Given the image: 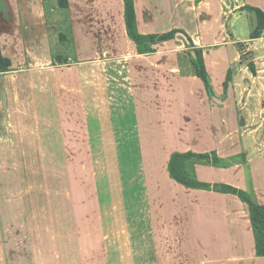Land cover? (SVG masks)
I'll list each match as a JSON object with an SVG mask.
<instances>
[{
    "label": "rangeland",
    "instance_id": "374dc122",
    "mask_svg": "<svg viewBox=\"0 0 264 264\" xmlns=\"http://www.w3.org/2000/svg\"><path fill=\"white\" fill-rule=\"evenodd\" d=\"M77 1L84 9L77 38L63 8L64 49L49 80L34 85L21 106L30 124H10L0 110V186L8 187L0 193L17 202L40 192L42 206L30 219L47 246L59 227L62 234L82 228L75 216H93L112 243L124 245L127 264H151L153 243L165 246L160 232L181 222L167 221L181 205L167 193L174 191L172 153L208 152L207 161L215 153V164L228 166L235 151L240 161L264 147V74L248 69L264 68V41L228 44L233 36L223 23L213 28L203 9L181 8L194 0H132L135 30L146 37L137 44L124 0H113L114 8ZM170 31L171 38L151 42ZM233 51L240 61L227 80L216 59Z\"/></svg>",
    "mask_w": 264,
    "mask_h": 264
},
{
    "label": "crops",
    "instance_id": "0c3cea01",
    "mask_svg": "<svg viewBox=\"0 0 264 264\" xmlns=\"http://www.w3.org/2000/svg\"><path fill=\"white\" fill-rule=\"evenodd\" d=\"M52 1L53 4H45L44 0H0V57L9 62V70L0 69V110L10 124H30L21 106L34 85L49 80L48 72L56 63L54 55L64 49L58 37L62 25L59 11L63 8L69 9V27L77 38L82 21L79 13L84 9L77 0H68L67 7ZM112 2L99 0V8H114ZM181 8L203 9L213 28L223 23L233 36L228 44H246L250 40L249 44L255 45L258 40L264 41V28L260 37L250 38L257 26L252 8L264 13V0H194ZM235 55L233 51V56L217 58L221 61L216 65L221 66H215L216 69L234 68L240 57ZM253 65L256 73L264 74L261 64ZM237 153L234 152L236 159L228 166L211 162L193 164L197 180L211 186L207 189L186 188L176 181L170 182L174 191L167 193L172 199L181 198V205L173 206L174 215L167 217V221L178 217L181 222L179 229L160 232L166 235L165 246L162 249L159 247L162 244L153 243L149 250L151 264H264V256L255 254L248 204L236 194L219 188L222 184L229 185L243 190L253 203L264 204V147L259 151L248 149L240 161ZM39 194L22 195L16 202L18 197H8L7 191L0 193V264H127L124 245L120 246L118 239L116 244L112 243L109 230L99 220L95 222L93 216L80 220L75 216L82 228L62 234L59 227L54 232L52 246L45 245L42 232L33 228L30 219L42 206ZM17 213L25 216L19 222L20 228L14 225ZM179 252L185 259L175 261L174 256Z\"/></svg>",
    "mask_w": 264,
    "mask_h": 264
},
{
    "label": "trees",
    "instance_id": "16d2710c",
    "mask_svg": "<svg viewBox=\"0 0 264 264\" xmlns=\"http://www.w3.org/2000/svg\"><path fill=\"white\" fill-rule=\"evenodd\" d=\"M57 3L60 7H67L69 4L68 0H57ZM124 5V19L129 36L137 44H140L145 40L146 37L135 30V11L133 7V1L124 0ZM252 10L255 12L257 17V26L250 33V38L254 39L260 37L261 31L264 28V13L258 8H252ZM172 35L173 32L170 31L168 33L162 34L161 36H152L151 42L157 43L161 40L171 38ZM0 64L1 71L9 70V62L6 59L0 57ZM248 68L252 73L255 72L254 67L252 65H249ZM226 74L227 80H230V70H228ZM214 156L215 153L213 154V158L210 161H207V158L209 157L208 152L195 153L190 150L185 152H174L172 153L168 162L169 176L178 184L186 188L207 189L211 186L207 183L198 181L194 174L193 164L197 162H190V160H192L193 157H200L203 158L202 163L211 162L212 164H215L217 157ZM189 163L191 165L190 172L188 171ZM219 188L221 191L236 194L241 200L245 201L248 204L249 220L254 236L255 254L257 256H264V204L253 203L243 190H238L229 185L222 184Z\"/></svg>",
    "mask_w": 264,
    "mask_h": 264
}]
</instances>
